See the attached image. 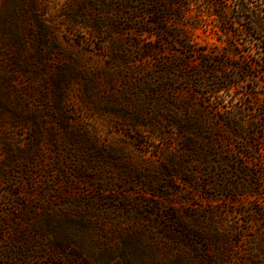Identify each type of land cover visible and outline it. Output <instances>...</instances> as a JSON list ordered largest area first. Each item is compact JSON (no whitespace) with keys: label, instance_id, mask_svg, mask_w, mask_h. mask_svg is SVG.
<instances>
[{"label":"rangeland","instance_id":"374dc122","mask_svg":"<svg viewBox=\"0 0 264 264\" xmlns=\"http://www.w3.org/2000/svg\"><path fill=\"white\" fill-rule=\"evenodd\" d=\"M227 3L0 0V264H264V0Z\"/></svg>","mask_w":264,"mask_h":264},{"label":"trees","instance_id":"16d2710c","mask_svg":"<svg viewBox=\"0 0 264 264\" xmlns=\"http://www.w3.org/2000/svg\"><path fill=\"white\" fill-rule=\"evenodd\" d=\"M222 6L227 5L228 0H217ZM230 1V0H229ZM247 1L248 0H237L238 7L240 8V11L246 12L247 10ZM248 19L250 20L251 23L253 24H258V17L252 16V15H247Z\"/></svg>","mask_w":264,"mask_h":264}]
</instances>
